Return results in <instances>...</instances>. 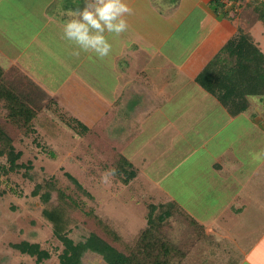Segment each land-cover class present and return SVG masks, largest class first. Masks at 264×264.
<instances>
[{"label":"crops","instance_id":"obj_1","mask_svg":"<svg viewBox=\"0 0 264 264\" xmlns=\"http://www.w3.org/2000/svg\"><path fill=\"white\" fill-rule=\"evenodd\" d=\"M85 2L0 0V15L8 16L0 20V59L89 127L117 104L108 131L120 140L133 135L124 154L137 170L126 186L150 192L155 203L177 202L204 228L180 264H264V95H247V109L231 113L196 80L239 31L264 52V22L252 2L222 9L212 0H125L133 9L129 29L108 36L112 51L99 59L96 75L89 57H97L74 60V45L62 39L67 11ZM8 28L32 34L18 45L4 35ZM46 32L67 46L68 61L59 59L52 72L41 65L51 45L41 39ZM173 233L177 241L179 230Z\"/></svg>","mask_w":264,"mask_h":264},{"label":"trees","instance_id":"obj_2","mask_svg":"<svg viewBox=\"0 0 264 264\" xmlns=\"http://www.w3.org/2000/svg\"><path fill=\"white\" fill-rule=\"evenodd\" d=\"M232 1L238 0H212L222 9ZM254 8L264 22V0L258 1ZM196 80L229 112L244 111L248 107L247 95H264V52L250 34L239 31L204 66ZM44 99L54 101L20 67L0 61V159L6 157L9 162L8 166L0 164L4 172L23 167L18 162L22 152L16 150V143L27 137L37 144L42 141L37 125L46 106ZM116 105L114 103L91 127L73 117L69 123L80 137L82 153L90 156L95 164L90 172L98 176L104 173L116 183L129 185L136 178L137 170L125 156L124 149L133 135L120 140L112 138L108 131ZM66 175V180L57 174L47 176L43 182L35 183L31 191L46 205L51 203L52 207L44 208L43 214L63 243L60 264H82L87 251L101 255L108 264H180L204 233L203 226L190 213L170 200L151 202L145 226L130 237L124 236L112 218L102 215L96 206L85 201L89 192L78 177ZM54 202H57L55 206ZM66 209L68 212L64 211ZM77 217L89 230L85 239L79 241L69 235ZM176 230H179L177 241L173 233ZM11 246L35 256L38 263L50 257L49 250L42 248L39 242L22 240Z\"/></svg>","mask_w":264,"mask_h":264},{"label":"rangeland","instance_id":"obj_3","mask_svg":"<svg viewBox=\"0 0 264 264\" xmlns=\"http://www.w3.org/2000/svg\"><path fill=\"white\" fill-rule=\"evenodd\" d=\"M258 1L262 0H252V3H249L250 7L254 8ZM252 8L249 9L256 13L254 17L258 16V12L253 11ZM247 10L245 8L241 11L244 14ZM2 18L5 16L0 15V20ZM7 19L8 16L5 20L7 21ZM2 26L4 28V25L0 23V27ZM258 26L261 29L264 27L262 22ZM6 34L14 40L13 42L16 40L20 45L21 39H28L32 32L9 29L4 32V35ZM46 36H48L47 32L41 39L51 45L46 48L44 61L41 65L49 68L48 72H52V65L59 59L68 61L67 46H63L66 44L63 40H60L59 43L52 36L49 38ZM0 37H3L1 30ZM261 37L264 39V34ZM4 53L5 49L0 45L2 60H5L6 57ZM1 59L0 61L4 64L14 65L10 62L5 63ZM77 59H80V56ZM89 60V65L96 67L93 69L95 71L92 70L96 75L97 67L99 68L100 64L99 59L93 60L89 57ZM83 65L85 64L80 63V67ZM14 66L19 67L18 65ZM90 81L100 85V80L97 78L93 77L89 79ZM44 102L46 106L37 125V129L42 135V141L37 144L32 138L27 137L22 142L16 143V150L22 152L18 160L23 164L20 170L6 173L0 168V264H60L63 243L56 235L53 224L43 214L44 208L52 207L51 203L46 205L39 195L31 193L35 183L43 182L47 176L57 174L66 180V174L70 173L78 177L89 192L84 197L85 201L96 206V210L102 215L112 218L116 226L127 237L136 233L142 224L144 225L145 216L150 210L149 204L153 200V198H148L147 194L150 192H139V189L132 185L116 183L111 176L104 173L99 176L92 174L91 167H94L95 164L90 156L84 155L81 151L80 137L69 123L72 117L55 101L44 99ZM0 164L8 166L9 162L6 157H2ZM53 198L56 200V194L53 195ZM55 204L57 202H54V206ZM64 211L68 212L67 209ZM78 212L81 214L80 211ZM72 224L69 235L75 241L84 240L89 232L84 222H81L77 217ZM22 240L39 242L42 248L49 250L50 257L38 263L35 256L22 253L11 246V243ZM82 264L108 263L101 255L87 251Z\"/></svg>","mask_w":264,"mask_h":264},{"label":"clouds","instance_id":"obj_4","mask_svg":"<svg viewBox=\"0 0 264 264\" xmlns=\"http://www.w3.org/2000/svg\"><path fill=\"white\" fill-rule=\"evenodd\" d=\"M132 14L133 9L125 0H86L82 8L67 11L62 39L74 45L72 56L92 53L103 60L112 51L108 36L128 31L127 17Z\"/></svg>","mask_w":264,"mask_h":264}]
</instances>
